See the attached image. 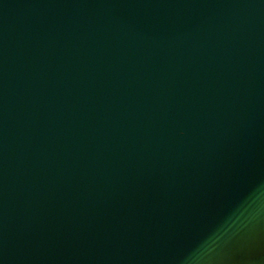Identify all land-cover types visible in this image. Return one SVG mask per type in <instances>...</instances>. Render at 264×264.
Listing matches in <instances>:
<instances>
[{
	"label": "water",
	"instance_id": "1",
	"mask_svg": "<svg viewBox=\"0 0 264 264\" xmlns=\"http://www.w3.org/2000/svg\"><path fill=\"white\" fill-rule=\"evenodd\" d=\"M0 264H264V0H0Z\"/></svg>",
	"mask_w": 264,
	"mask_h": 264
},
{
	"label": "clouds",
	"instance_id": "2",
	"mask_svg": "<svg viewBox=\"0 0 264 264\" xmlns=\"http://www.w3.org/2000/svg\"><path fill=\"white\" fill-rule=\"evenodd\" d=\"M207 251H211V247H209L208 249H206V252H207Z\"/></svg>",
	"mask_w": 264,
	"mask_h": 264
}]
</instances>
